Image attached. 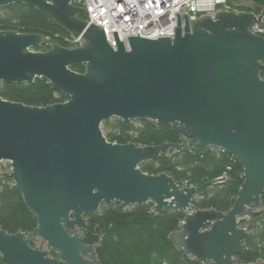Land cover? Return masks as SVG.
Here are the masks:
<instances>
[{"label": "water", "instance_id": "obj_1", "mask_svg": "<svg viewBox=\"0 0 264 264\" xmlns=\"http://www.w3.org/2000/svg\"><path fill=\"white\" fill-rule=\"evenodd\" d=\"M73 0H0V8L24 5L67 31L78 46L36 48L37 35L0 32V82L32 84L45 79L65 102L45 108L0 98V163L37 226L28 234L0 229L6 264H99L95 248L83 244L87 216L101 205L150 203L157 217L186 214L169 238L178 252L201 264H236L244 250L242 221L264 215V39L250 31L261 10L215 13L192 27L177 15L174 38L113 36L80 19ZM84 65L83 74L71 70ZM112 118L170 129L178 144L118 145L101 125ZM215 148L243 168V184L226 213L196 211V192L166 174L148 175L140 165L162 152L202 154ZM219 181H223L220 179ZM40 241L46 249L30 245ZM50 251L54 256H50Z\"/></svg>", "mask_w": 264, "mask_h": 264}, {"label": "trees", "instance_id": "obj_2", "mask_svg": "<svg viewBox=\"0 0 264 264\" xmlns=\"http://www.w3.org/2000/svg\"><path fill=\"white\" fill-rule=\"evenodd\" d=\"M248 4L261 10L254 22L261 29L258 36L264 39V0H227L230 9L238 13H250ZM79 17L86 20L85 13ZM0 32L44 37L46 41L35 49L37 52H47L53 46H76L74 38L67 31L40 11L24 5L0 8ZM71 70L83 74L85 67L74 66ZM259 76L264 81V71ZM0 98L41 108L65 102L64 95L53 91L48 81L42 78L32 84L0 82ZM101 130L108 142L118 145L133 144L143 148L179 143V137L170 129L157 131L142 121L123 123L112 118L102 123ZM140 168L148 175L166 174L175 183L193 188L196 192L191 203L193 212L214 210L226 214L233 207L243 184L241 165L215 148H208L202 154L193 150H169L162 152L154 161L142 163ZM9 171V164L0 165V229L9 235L28 234L36 228L37 222L14 187ZM261 205L264 207V194ZM185 216L182 211H172L157 217L150 203L133 207L103 204L96 213L86 217L88 223L82 234L83 244L95 248L99 264H201L178 252L169 238L178 231ZM240 226L247 235L244 250L237 257L236 264H264V215L252 222L242 221ZM38 243L30 246L45 248ZM50 256H54L52 251ZM0 264H6L1 257Z\"/></svg>", "mask_w": 264, "mask_h": 264}, {"label": "built area", "instance_id": "obj_3", "mask_svg": "<svg viewBox=\"0 0 264 264\" xmlns=\"http://www.w3.org/2000/svg\"><path fill=\"white\" fill-rule=\"evenodd\" d=\"M72 4L84 9L87 24L103 28L105 40L113 50L117 48L113 32L125 46L128 36L173 39L177 28L176 13L182 28L185 14L192 27L204 16L232 13L227 0H73ZM250 31L256 35L261 33L257 22L252 23ZM74 44L78 46V40L74 39Z\"/></svg>", "mask_w": 264, "mask_h": 264}, {"label": "rangeland", "instance_id": "obj_4", "mask_svg": "<svg viewBox=\"0 0 264 264\" xmlns=\"http://www.w3.org/2000/svg\"><path fill=\"white\" fill-rule=\"evenodd\" d=\"M232 11V10H231ZM232 13H235V14H237L238 12H234V11H232ZM8 163L7 162H3V163H0V165H7ZM42 248H44V247H42ZM44 249H46V248H44Z\"/></svg>", "mask_w": 264, "mask_h": 264}, {"label": "flooded vegetation", "instance_id": "obj_5", "mask_svg": "<svg viewBox=\"0 0 264 264\" xmlns=\"http://www.w3.org/2000/svg\"><path fill=\"white\" fill-rule=\"evenodd\" d=\"M38 244H39L40 247H44V244H42L40 241H39Z\"/></svg>", "mask_w": 264, "mask_h": 264}]
</instances>
